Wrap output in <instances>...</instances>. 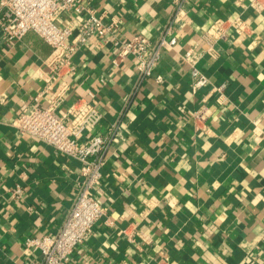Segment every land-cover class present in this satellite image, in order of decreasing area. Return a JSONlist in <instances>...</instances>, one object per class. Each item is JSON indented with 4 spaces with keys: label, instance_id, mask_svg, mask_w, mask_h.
<instances>
[{
    "label": "crops",
    "instance_id": "crops-1",
    "mask_svg": "<svg viewBox=\"0 0 264 264\" xmlns=\"http://www.w3.org/2000/svg\"><path fill=\"white\" fill-rule=\"evenodd\" d=\"M123 21L121 38L159 39L173 17V0H84ZM236 0H190L186 25L176 27V51L163 52L155 76L141 79L134 57L112 65L116 50L98 43L76 56V74L63 115L79 98H91L104 115L101 132L121 120L126 140L103 169L95 195L106 208L91 239L71 264H264V13L252 9L251 36L235 33L218 59L199 68L210 84L201 91L214 102L213 86L227 84L229 102L195 131L192 93L182 55L202 50L212 20L234 17ZM79 21L63 15L60 27ZM51 47L36 33L5 41L0 32V264H41L25 251L32 236H54L77 194L78 161L21 135L14 123L39 96ZM92 95V96H91ZM25 188L22 199L11 191ZM151 199L158 202L146 212ZM127 229L131 242L121 234Z\"/></svg>",
    "mask_w": 264,
    "mask_h": 264
},
{
    "label": "built area",
    "instance_id": "built-area-1",
    "mask_svg": "<svg viewBox=\"0 0 264 264\" xmlns=\"http://www.w3.org/2000/svg\"><path fill=\"white\" fill-rule=\"evenodd\" d=\"M190 0H173V17L159 39L151 42L144 36L121 38L122 19L89 7L84 0H0V32L5 41L22 40L28 33L39 35L50 47L45 60L48 70L44 88L39 96L20 113L14 125L18 132L36 142L48 145L80 164L77 194L60 230L54 236H32L25 240V251L40 253L41 264H71L75 249L87 243L95 226L106 216V208L95 195L103 181V169L111 161L116 149L126 140L123 122L110 123L105 132L104 115L89 98H79L59 116L58 110L67 101L72 89L71 79L76 74L75 56L92 43L101 47L111 45L116 53L112 58L114 68L127 58L134 57L141 79L156 75V67L163 52L176 51L179 39L176 27L186 25ZM239 12L234 17L216 18L202 36V50L190 48L183 55L190 68L192 93L200 95L210 84L209 78L199 68L200 61L209 56L218 59L224 54L223 45L235 33L238 37L251 36L253 20L246 15L249 9L264 13V0H236ZM74 16L79 23L75 28L60 27L63 15ZM158 83L163 77L156 75ZM214 102L202 95L191 115L195 131L209 134L210 122L228 102L227 84L213 86ZM92 96V95H91ZM257 137L264 139V131L254 129ZM25 188L17 185L11 191L14 199H22ZM153 200V201H152ZM146 212L151 213L158 202L151 199ZM131 242L134 236L125 229L121 232ZM120 264H127L123 261Z\"/></svg>",
    "mask_w": 264,
    "mask_h": 264
}]
</instances>
